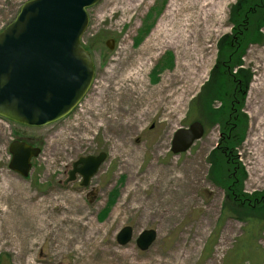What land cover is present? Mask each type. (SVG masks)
Instances as JSON below:
<instances>
[{
	"label": "rangeland",
	"instance_id": "rangeland-1",
	"mask_svg": "<svg viewBox=\"0 0 264 264\" xmlns=\"http://www.w3.org/2000/svg\"><path fill=\"white\" fill-rule=\"evenodd\" d=\"M26 1L0 0V31ZM238 1L219 0L211 17L204 12L211 6L202 11L193 0H100L88 10L83 43L96 72L80 105L44 127L0 117V264H264V227L237 218L240 206L210 174L219 125L206 119L203 139L186 153L171 151L175 132L199 117L189 116L190 103L208 81L219 41L232 31ZM174 9L180 24L189 19L203 30L192 35L195 56L156 40ZM260 33L242 61L253 75L247 135L238 149L248 196L264 190V28ZM17 139L42 150L28 178L9 169V146ZM100 152L107 161L87 188L79 175L68 181L77 160ZM35 205L45 230L34 224ZM125 226L134 237L121 246L117 235ZM147 229L157 231V240L143 252L136 241ZM178 249L192 252L187 261L174 260Z\"/></svg>",
	"mask_w": 264,
	"mask_h": 264
},
{
	"label": "water",
	"instance_id": "water-1",
	"mask_svg": "<svg viewBox=\"0 0 264 264\" xmlns=\"http://www.w3.org/2000/svg\"><path fill=\"white\" fill-rule=\"evenodd\" d=\"M100 0H30L15 20L0 32V116L27 127H44L69 116L89 92L95 79L93 55L82 39L89 26L87 10ZM106 46L114 50V41ZM200 122L174 134L171 151L188 152L204 136ZM41 149L25 141L9 146V169L30 176L33 159ZM108 154L82 157L73 165L69 181L80 175L87 188L107 161ZM134 237L131 226L117 235L121 246ZM157 240V231L147 229L137 246L147 251Z\"/></svg>",
	"mask_w": 264,
	"mask_h": 264
},
{
	"label": "trees",
	"instance_id": "trees-1",
	"mask_svg": "<svg viewBox=\"0 0 264 264\" xmlns=\"http://www.w3.org/2000/svg\"><path fill=\"white\" fill-rule=\"evenodd\" d=\"M230 23L231 33L223 36L218 43L217 61L210 71V81L203 86L202 94L195 98L189 116L197 115V105L211 124H220L221 138L211 154L210 174L215 182L227 189L232 203L240 206V209H235V216L249 222L253 229L261 230L264 227V190L251 196L246 193L247 173L239 163L238 149L247 135L248 118L244 108L253 78L242 61L249 45L262 37L264 0H239L231 7ZM85 48L92 53L88 46L85 45ZM165 56L171 63L173 54L170 52ZM215 99L223 102L219 110L213 108ZM226 210L223 213L231 215ZM251 246L243 248L250 249Z\"/></svg>",
	"mask_w": 264,
	"mask_h": 264
},
{
	"label": "bare ground",
	"instance_id": "bare-ground-1",
	"mask_svg": "<svg viewBox=\"0 0 264 264\" xmlns=\"http://www.w3.org/2000/svg\"><path fill=\"white\" fill-rule=\"evenodd\" d=\"M202 1V2H200ZM189 2V0H188ZM200 2V3H199ZM193 5L197 4L201 10H205L206 8L211 6L210 10H205L204 12L207 14L208 17H211L212 14H217V8L219 7V0H193ZM186 8L189 9V5L187 3ZM177 9L172 10V12H168L167 13V17H169V21H163L160 24V28L159 31L156 34V40H162L161 42L164 43V46H170L173 48H178V47H182L180 50L181 55H185V56H195L197 55V53L195 52V47L191 48V40H192V35L193 33L196 32H200L203 30H200L198 26L195 25H191L189 23V19L186 20V24L182 23L181 24L178 20H176V14H177ZM208 28L211 27V25H207ZM205 29V28H204ZM207 33V32H206ZM194 65L196 64L195 61ZM186 67L188 68L189 66L186 65ZM189 78V75L187 73L186 75ZM3 195H8V192L4 189V191L2 192ZM34 212H36L34 218V224L38 225V227H41L42 230H45V218L41 217L42 212L40 210V207L38 205L34 206ZM91 233V232H90ZM1 231H0V238H1ZM91 234H88V236L93 239L94 237L91 236ZM83 248V247H82ZM108 250L107 249H103L102 250V254L106 253ZM192 252L189 250L187 253L183 254L181 253L180 249L174 251L175 254V261H179L180 263H183V261H187L189 259V255ZM104 256V255H103ZM184 264V263H183Z\"/></svg>",
	"mask_w": 264,
	"mask_h": 264
},
{
	"label": "flooded vegetation",
	"instance_id": "flooded-vegetation-1",
	"mask_svg": "<svg viewBox=\"0 0 264 264\" xmlns=\"http://www.w3.org/2000/svg\"><path fill=\"white\" fill-rule=\"evenodd\" d=\"M209 81H210V76H209L207 82H209ZM207 82H206V83H207ZM206 83H205L203 86H205ZM203 86H202V88H203ZM202 92H203V89H201V90L199 91V94H198V95H201ZM198 95H197L196 97H194L193 100L191 101L190 106H189V110H188V114H190V113L192 112V109H193V107H192L193 102H194L195 98L198 97ZM209 96H210V95H209ZM237 97L240 99V95L237 96ZM238 98H237V99H238ZM213 102H214V103H213V108H214L215 110H219V109L221 108V105H223V102H222V100H220V99H218V100L215 99ZM237 102H240V101L238 100ZM216 103H218L217 106L215 105ZM196 110L198 111L197 114L199 113V117H197V115H196L197 118L194 119V120H192L191 124L194 123V122H200V123L203 125L204 130H205V135H204V136H206V134H207V130H208V127H207V124H206V115H205V113L202 112V110H201L197 105H196ZM215 110H214V111H215ZM201 112H202L205 116L200 115ZM191 124H190V125H191ZM190 125H189V126H190ZM218 125H219V128H221L220 124H218ZM189 126H188V127H189ZM154 127H155V125H152V126H151V129H153ZM185 128H186V127H185ZM219 133H220V138H221V132L219 131Z\"/></svg>",
	"mask_w": 264,
	"mask_h": 264
}]
</instances>
